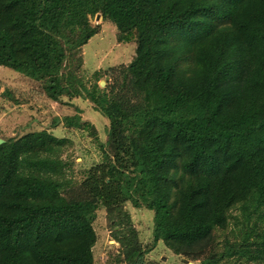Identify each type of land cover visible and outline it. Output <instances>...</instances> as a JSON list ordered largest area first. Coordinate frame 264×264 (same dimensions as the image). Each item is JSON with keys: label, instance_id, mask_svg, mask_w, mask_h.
Instances as JSON below:
<instances>
[{"label": "trees", "instance_id": "1", "mask_svg": "<svg viewBox=\"0 0 264 264\" xmlns=\"http://www.w3.org/2000/svg\"><path fill=\"white\" fill-rule=\"evenodd\" d=\"M97 15L136 49L89 81ZM0 67L108 121L99 142L79 109L63 118L96 142L88 167L51 130L3 139L0 264H95L100 210L106 264H158L159 242L187 264H264V0H0ZM128 203L154 214L147 250Z\"/></svg>", "mask_w": 264, "mask_h": 264}, {"label": "rangeland", "instance_id": "2", "mask_svg": "<svg viewBox=\"0 0 264 264\" xmlns=\"http://www.w3.org/2000/svg\"><path fill=\"white\" fill-rule=\"evenodd\" d=\"M100 24V31L93 36L82 48L83 65L82 74L86 80H93L95 73L105 74L110 69L126 66L135 55L136 43H118L117 30L106 21L94 20L93 24ZM109 77H101L102 87L109 82ZM10 91L17 104L4 99L0 100L2 112L0 114V139L16 138L25 133L41 130H51L53 136L70 138L74 144L76 162L83 160L88 167L100 160L98 146L93 137L83 131L67 129L63 125L64 116H73L81 111V118L90 122L96 128L99 142L107 139V119L94 110L86 100L77 98L70 101L62 99L60 102L52 101L45 93L43 87L35 81L7 68L0 67V93ZM132 222L139 233V239L144 249L152 242L153 212L147 209H136L130 203L126 205ZM97 242L93 248L95 264H106L108 252L116 250V244L111 237V228L104 211H98L94 222ZM145 258L154 259L158 264H187L182 258L175 256L162 242L155 249L148 252ZM190 264V263H188ZM193 264V263H191Z\"/></svg>", "mask_w": 264, "mask_h": 264}, {"label": "water", "instance_id": "3", "mask_svg": "<svg viewBox=\"0 0 264 264\" xmlns=\"http://www.w3.org/2000/svg\"><path fill=\"white\" fill-rule=\"evenodd\" d=\"M99 18H100V15H97L95 19L98 20ZM102 84H103V81H101L100 85L102 86ZM2 143H3V140L0 139V144H2Z\"/></svg>", "mask_w": 264, "mask_h": 264}]
</instances>
